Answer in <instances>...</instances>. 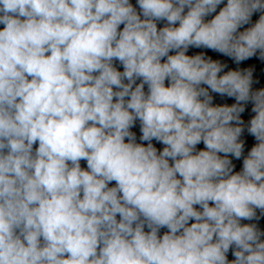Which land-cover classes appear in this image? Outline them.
Instances as JSON below:
<instances>
[{
	"label": "clouds",
	"instance_id": "1",
	"mask_svg": "<svg viewBox=\"0 0 264 264\" xmlns=\"http://www.w3.org/2000/svg\"><path fill=\"white\" fill-rule=\"evenodd\" d=\"M137 4L0 0V264H264V0Z\"/></svg>",
	"mask_w": 264,
	"mask_h": 264
}]
</instances>
